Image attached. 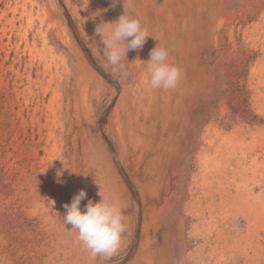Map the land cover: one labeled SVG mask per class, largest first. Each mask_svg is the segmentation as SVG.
Instances as JSON below:
<instances>
[{
  "label": "bare ground",
  "instance_id": "6f19581e",
  "mask_svg": "<svg viewBox=\"0 0 264 264\" xmlns=\"http://www.w3.org/2000/svg\"><path fill=\"white\" fill-rule=\"evenodd\" d=\"M2 2L0 21L3 18L11 29L26 22L20 30L23 46L15 45L9 67L17 76L13 93L18 97L38 87L32 93L35 100L26 101V107L19 104L16 114L22 121L26 112L32 120L50 122L46 133L52 160L47 172L41 157L43 176L38 175L13 204L21 222L32 221L31 235L25 239L31 252L20 248L24 255L12 256L8 251L7 264H105L89 256L75 231L58 216L62 218L63 205L81 189L87 193L82 210L88 199H100L99 190L119 203L126 231L117 253L130 247L126 264H198L202 257L206 264H259L247 252L248 245L254 252L264 251L258 225L242 232L239 223L250 225V217L256 216L252 225L264 224V197L260 191L253 198L248 195L250 175L245 172L248 155L258 149L255 141L264 146V125L256 135H248V142L242 139L247 127L238 124L227 133L213 116L216 101L232 83L230 73L242 75L246 60L264 50V13L249 25L251 16L242 7L234 9L231 0H128L127 13L140 19L150 36L142 49L128 51L122 61L128 76L120 79L105 66L95 28L118 19L124 12L122 3L26 0L15 12L18 3L11 7L10 0ZM156 45L167 48L168 62L181 69L175 89L147 86L145 60ZM260 60L250 65L246 81L254 93L264 89ZM238 82L244 84L241 77ZM47 93L50 101L44 104ZM257 111L264 115V105ZM224 113L228 115L227 107ZM41 127L34 148L42 140ZM251 161L250 170L257 165ZM196 167L202 172L196 192L207 195V214L213 217L208 225L213 230L207 232L204 255L196 247L186 256L191 240L187 238L194 232L185 233L189 202L184 201L192 199L194 181L186 188L183 177ZM191 210V216L199 218L200 209Z\"/></svg>",
  "mask_w": 264,
  "mask_h": 264
},
{
  "label": "rangeland",
  "instance_id": "374dc122",
  "mask_svg": "<svg viewBox=\"0 0 264 264\" xmlns=\"http://www.w3.org/2000/svg\"><path fill=\"white\" fill-rule=\"evenodd\" d=\"M2 1L3 0H0V6H1L0 8H3ZM10 1L12 2L11 7H14L15 3H18L16 5L17 11L15 12H20L21 11L20 9H23L26 3V0H10ZM231 5L234 9H238L239 7L240 8L242 7L243 12L247 14L246 16H251V19L248 22L249 25L257 22L259 15L264 13V0H231ZM8 14L11 15L12 10H9ZM25 24L26 22L24 19L23 21L18 22L15 28L11 29L6 24L3 18L0 21V34L2 35L6 34L4 35L5 37L0 35L2 36V38L0 37V264H7V260H8L7 252L8 251L11 252L12 256H16L17 254L20 256L24 255L25 252L23 251L20 252L19 250L20 248H24V250L27 251L28 253L31 252L30 251L31 247L28 244L29 242H27L26 240H28V237L31 235L28 229L33 227L32 221L26 222V219H25L24 222H21V218L15 212V208L13 207V204L27 192L26 190L27 186L33 185L35 182H37L38 177H39L38 175L43 176L42 174L39 173L40 172L39 171V168H40L39 161L41 157L45 159L43 160L42 164L44 168L46 167V171L51 172L52 170V166H51L52 160L48 156V154L50 155L49 148L51 146V140H49L48 134L46 133L48 127L50 126V122L46 123L44 118L38 121L32 120L29 114H27L26 112H24L23 114L24 120L22 121V119H20L19 116H17L16 114L18 105L21 104V105H24L22 107H26L25 102L26 101L32 102L33 100H35L36 95H32V93H35L38 91V87L35 86L31 90V92H29V94H26V91L24 92V94L20 92L19 96L17 97L16 94L13 93V84L14 82L16 83L17 76L15 72L9 67H10V64L13 62V57L15 54V51H14L15 45L20 44L21 45L20 47L23 46V43L20 42V30H22ZM262 27L264 30V25ZM8 28L10 29V31ZM2 29L4 30L3 33L1 32ZM263 38H264V35H263ZM251 52L252 51L249 49V53ZM258 57H260L261 59L260 60L261 70L264 71L263 69L264 68V50H263V52L261 51L259 56L252 55L250 58H248V60H246V64L244 65L242 75H238L236 73H230L232 83L229 85L228 91L225 94V96H221V99L219 98L216 101L215 106H214L213 122L217 124L223 130L226 129L225 131L227 133L232 132V130L239 125H244L245 129L247 127V132L244 134V138L242 139H245V141H248V142L251 141V139L248 137L252 135H256L259 132L260 128L264 125V115L257 111L258 105L261 107L264 105V89L259 88L258 89L259 93L257 91L254 93L246 85V81L248 80L247 76H249V78L251 76L250 65L253 62H255V60ZM240 77L244 81L243 85H240V83L238 82V79ZM259 96L261 100L258 99ZM50 97H51L50 93H47L45 95L44 97L45 99H43L44 104L49 103ZM30 104L31 103H29L28 106H30ZM224 107H227V110L229 111L228 115L224 113ZM40 125H42L43 128ZM39 127H41L42 140L39 142L40 145L38 143L37 147L34 148L33 141L38 140ZM33 133L35 134L34 138H32ZM255 142H256L255 143L256 147H258V149H260L261 147L262 151L260 150L261 151L260 152L256 148L257 150L253 151V153H250L246 160L247 163L245 165L246 167L245 172L246 173L248 172L247 173L248 176L250 175V180L248 181L247 185L251 189L250 190L251 193H249L248 195L252 197L260 191L262 196L264 197V150H263L264 146L258 140ZM247 147L249 148L248 143H247ZM251 160H255L258 165V166L257 165L253 166L252 170H250L251 168L249 167L250 163L252 162ZM194 169L192 170V172H190V175L188 173L183 177L186 188L189 187L194 181V183L192 184L193 186L192 199L190 200L188 196V198H186V200L184 201L185 205L186 203L189 202V205L188 206L186 205L185 207L187 213L184 212L186 214V217H188L187 218L188 220L186 219L185 233L188 235V233L189 232L191 233L192 231L194 232V236H195V237L194 236L191 237L190 234L188 235L187 239L189 240L190 238L191 240L188 241L186 256L193 254L191 252H195L196 247L199 248V251L201 252V254L202 252L205 254V252H207L206 251L207 249L206 237L208 234L207 232L213 230V229L209 230V225H208L209 219L211 221V218L213 217L207 214V210H206L207 195L203 192V190H202V193H199V191L197 193L196 192L197 189L195 188V186L200 185V181H201L200 175L202 174V172L201 171L197 172L198 170L197 167ZM232 172L233 171L230 170V173ZM252 172H254V174ZM235 180H236L235 183L240 182L239 178H235ZM249 200H251L250 201L251 203H255L254 200L250 198ZM197 208L200 209L199 210L200 214L198 216L199 218L191 216L189 212L191 209L197 210ZM228 214H230L229 215L230 217L232 216V212L231 213L228 212ZM238 215H239L238 217L241 218V215L240 214ZM250 218L252 219V220L249 219L250 225L248 224V222H244L243 220V221H240L239 228L242 229V232L244 231L248 232L249 230L252 231L253 228L258 225L255 228V230H258L257 231V233L259 232L258 237L262 240L264 238V230H263L264 224L259 225L258 223H256V225L253 226L252 222L256 220V216L250 217ZM212 220L214 221L217 219L214 218ZM228 229L230 231L232 227L230 226L228 227ZM247 229L249 230L247 231ZM246 236L249 240L250 235H246ZM251 249L253 248L248 245L247 252L249 256L250 257L254 256L252 259H255L256 261H258L257 263L264 264V256L261 257L264 254V251L254 252ZM129 251H130V247H127L125 250L122 251L124 253L122 252L117 253L110 259H107L105 261V264H126L127 256H128L127 254ZM203 258L204 257L199 258L200 262L198 261V264H206V260L205 258L204 259ZM28 262L33 263V261L30 259Z\"/></svg>",
  "mask_w": 264,
  "mask_h": 264
},
{
  "label": "clouds",
  "instance_id": "9594fccd",
  "mask_svg": "<svg viewBox=\"0 0 264 264\" xmlns=\"http://www.w3.org/2000/svg\"><path fill=\"white\" fill-rule=\"evenodd\" d=\"M118 2L123 5V14L116 20L97 24L95 34L103 46L105 66L110 68L114 76L126 79L128 71L122 61L126 59L128 51L142 49L150 35L140 19L127 13L128 0H112L113 6ZM168 57L169 52L165 47L156 45L150 50L149 59L145 60L149 88L169 90L178 86L181 69L170 64ZM98 195V201L88 199L82 210L81 201L87 193L81 189L70 204L63 205L65 212L62 218L57 213L61 223L70 225V229L75 231L76 240L92 259L101 257L107 260L118 252L126 225L119 203L106 198L100 190Z\"/></svg>",
  "mask_w": 264,
  "mask_h": 264
}]
</instances>
